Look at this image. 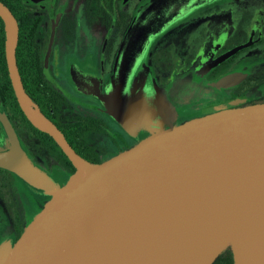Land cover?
<instances>
[{
    "label": "water",
    "instance_id": "obj_1",
    "mask_svg": "<svg viewBox=\"0 0 264 264\" xmlns=\"http://www.w3.org/2000/svg\"><path fill=\"white\" fill-rule=\"evenodd\" d=\"M200 1L153 0L134 18L105 93L96 95L138 143L101 164L81 157L26 93L17 21L0 1L17 102L76 170L62 185L33 163L0 109V168L51 196L13 247L0 246V264H202L214 254L212 264L228 245L234 264H264V103L176 125L149 78L137 86L151 42Z\"/></svg>",
    "mask_w": 264,
    "mask_h": 264
},
{
    "label": "flooded vegetation",
    "instance_id": "obj_2",
    "mask_svg": "<svg viewBox=\"0 0 264 264\" xmlns=\"http://www.w3.org/2000/svg\"><path fill=\"white\" fill-rule=\"evenodd\" d=\"M6 1L1 2L14 15L18 33L21 24L31 39L23 67L17 64L23 87L71 147L94 164L134 147L138 141L108 114L96 94L105 93L136 10L153 0ZM262 50L264 0H202L151 42L142 68L147 64L146 77L165 87L179 125L264 103V60L252 59ZM178 77L189 81L186 90L177 89ZM226 78L229 83L220 85ZM0 109L33 163L56 179L59 174L50 171L52 165L64 175L73 173L60 146L33 126L21 108L22 114L12 101L0 99ZM2 137L0 123V143ZM40 207L41 200L19 178L0 168V246L10 241L13 247Z\"/></svg>",
    "mask_w": 264,
    "mask_h": 264
},
{
    "label": "trees",
    "instance_id": "obj_3",
    "mask_svg": "<svg viewBox=\"0 0 264 264\" xmlns=\"http://www.w3.org/2000/svg\"><path fill=\"white\" fill-rule=\"evenodd\" d=\"M1 1L4 2L5 4H7L6 0H1ZM17 18H18L20 23L25 22V18L22 17L21 15ZM22 30H24V28L21 26V24H19L18 42H17V46H16V59H17L18 66L23 67V65L25 63V60L23 59V55H24L23 53H24V50L31 45L30 44L31 39L25 37L24 34L22 33ZM27 52H28V50H27ZM26 63H27V59H26ZM0 99L4 103H7L9 100H10V102L12 101L13 104L15 105V107L17 108V110L22 114V112L18 106L17 99L15 97L12 85H11V81L9 78L8 69H7V65H6L5 31H4V24L1 20V18H0ZM51 101L53 102V97H52ZM34 129L36 131H38L36 128H34ZM60 154H62L63 157H65V155L61 151H60ZM65 162H66L67 167L69 169H71V171L73 172V175H74L75 168L73 167L71 162L69 160H67V158H66ZM48 201H46L45 204ZM43 207H42V209H43ZM212 264H234L233 255H232L231 250L230 249L224 250L214 260V262Z\"/></svg>",
    "mask_w": 264,
    "mask_h": 264
},
{
    "label": "rangeland",
    "instance_id": "obj_4",
    "mask_svg": "<svg viewBox=\"0 0 264 264\" xmlns=\"http://www.w3.org/2000/svg\"><path fill=\"white\" fill-rule=\"evenodd\" d=\"M141 10V9H140ZM140 10H136L135 14H137ZM252 59H262L264 60V50H262L259 54L257 55H253L252 56ZM150 67L145 64V66L142 68V70L140 71V73L138 74V80H137V86L139 87L146 79V76L149 75L150 73ZM184 77H178V82L176 83V87L177 89H185L186 90V87H187V84H190L189 81L183 79ZM154 87L155 89L157 90V92L159 93L162 101L175 113V121H176V117L178 116L177 115V111H176V108L175 106L172 104V102L170 101L169 97H168V92L165 90V87L163 86H160L158 84V81L155 79L154 81ZM185 97L182 98V100H184ZM67 113H69V110L67 111ZM3 141H4V137H2V144H3ZM50 171L51 172H54V173H57L59 174V179H57L62 185L65 184L67 182V180L73 176V173L71 172H68L66 175L63 174L62 170L57 166V165H52L50 167ZM61 176V177H60ZM18 186H21V184H19ZM26 186V185H25ZM27 190H29V194L38 199L41 200L43 206L45 205V202L50 200L51 199V196H44V195H39V194H35L33 193L27 186H26ZM41 209L38 210V211H35V213H33L31 216H30V219L28 221V225L31 224V222L33 221V219L41 212L42 210V207H40ZM27 228V227H26ZM228 244V243H227ZM226 244V245H227ZM226 245L224 246V248L226 247ZM226 249H230V245H228Z\"/></svg>",
    "mask_w": 264,
    "mask_h": 264
},
{
    "label": "bare ground",
    "instance_id": "obj_5",
    "mask_svg": "<svg viewBox=\"0 0 264 264\" xmlns=\"http://www.w3.org/2000/svg\"><path fill=\"white\" fill-rule=\"evenodd\" d=\"M229 241H230V239L227 238L226 240L220 242V244H219L218 248L216 249L215 253L220 251V250H222V249H224V246L227 243H229ZM213 256H214V254H212L210 257H208L206 260H204V262H202V264H209V262L212 260Z\"/></svg>",
    "mask_w": 264,
    "mask_h": 264
}]
</instances>
